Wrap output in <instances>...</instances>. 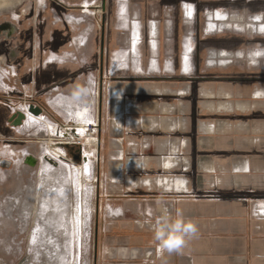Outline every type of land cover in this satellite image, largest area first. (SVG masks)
Instances as JSON below:
<instances>
[{
  "label": "crops",
  "instance_id": "1",
  "mask_svg": "<svg viewBox=\"0 0 264 264\" xmlns=\"http://www.w3.org/2000/svg\"><path fill=\"white\" fill-rule=\"evenodd\" d=\"M241 1L238 12L258 31L240 38L225 30L216 44L247 45L250 54L264 49V0ZM206 2L169 0L145 8L151 17L140 58L158 61L159 71L151 73L149 65L154 80L123 87L125 108L123 92L113 93L114 132L108 120L103 133L118 140L122 152L112 145L97 151L98 164L107 166L95 196L99 264H264V216H256L264 210V74L202 82L183 73V28ZM210 2L216 3L212 17L223 18L237 1ZM212 21L207 14L206 30ZM59 91L65 96L66 87ZM176 182L186 190L176 192ZM165 213L198 225L197 237L179 252L161 250L153 239Z\"/></svg>",
  "mask_w": 264,
  "mask_h": 264
},
{
  "label": "rangeland",
  "instance_id": "2",
  "mask_svg": "<svg viewBox=\"0 0 264 264\" xmlns=\"http://www.w3.org/2000/svg\"><path fill=\"white\" fill-rule=\"evenodd\" d=\"M120 1L121 7H119V0L111 1L112 5L108 11L106 36L109 51L103 69L102 85H100L99 15L95 17L97 19L89 17V25L81 28H71L67 25L56 26L53 24L55 18L59 16L60 19L66 20L69 13L59 9L54 0H0V25L10 23L15 28L12 37H9L7 33L3 35L0 33V100L2 101L0 105V264H94L96 199L92 207V217H82L76 212L78 194L81 192V195H85L86 190L91 185L93 186L92 179L90 183H87L86 177L82 180L78 173L80 171L78 166L83 165L82 158L79 163L73 151L66 152L64 148L59 147L61 139L58 130L54 132L43 124L32 125V123L23 130L11 129L6 123V118L14 113V110L26 108L27 104L29 105L33 100L43 108L48 104L47 107L52 109L51 114L45 107L48 114L44 112L43 115L46 121L54 125L82 124L88 120L98 126L99 115H101V147L104 149L106 146H113L115 138L112 136L108 140L103 133L108 120L114 132L116 100L113 93L116 90L123 92L121 103L125 108L124 99L129 96L124 94L123 87L132 83L152 81L156 76L148 73L149 65L150 72L154 73L151 70L153 60L150 63L140 58L141 46L147 41L145 25L151 17L150 12L145 8L150 9L155 3L169 2V0ZM236 1L238 5L242 4L241 0ZM214 5L216 3H211L210 0L199 5L198 19L188 20L189 24L183 28L181 59L183 73L186 76L202 78V82H209L213 77L219 80L240 81L262 76L264 74L262 50L246 56L249 54L247 45L227 49L225 45L216 44L218 43L217 37H225L226 33L206 30L204 22L207 14L210 15L211 20L213 19L214 12L211 9ZM112 7L114 8L113 13L110 12ZM201 8L204 10L201 11ZM237 10V8L233 10L231 17L234 21L246 24L242 12ZM89 28L91 41L87 53L85 50L70 49L72 38L78 34H88ZM135 28L142 35L136 48L133 47L132 41ZM229 31L231 36L240 38H248L244 31L251 32L248 29ZM67 34L70 38L66 53L72 52L78 58L74 65H70L71 70L75 67L76 70L79 69L73 76L76 79L75 82L83 87L85 78H90L91 90L85 102L75 105L69 102L70 108H61L58 115L53 112V109L60 111L57 104L59 96L55 97L50 87L54 86V81L57 82L56 79L52 81V74L55 75L57 72L55 71L56 66L50 65L49 61L53 56H58L54 53L52 44H55V40L60 36L64 37L61 38L62 40H65ZM188 40H191L193 44V51L190 53V68L184 63ZM59 44L64 45L65 41ZM223 50L232 55L244 53L246 57L234 59L232 63L223 66H208L209 55L221 53ZM84 53L90 67L88 63H84ZM42 64L48 65V68L47 70L40 69L41 73H39L37 69ZM155 65L159 70L158 61ZM167 70L170 71V65ZM84 74L86 77L79 78ZM68 85L62 94L69 99L76 88L71 90L74 86ZM100 102L101 108L99 107ZM80 105L88 108V115L84 117L85 119L74 117L72 114L74 110L76 113L79 112L77 106ZM62 110H65L64 113ZM123 114H128V110L125 109ZM95 129L98 135V127ZM90 150H93V147ZM63 155L69 163L62 159ZM30 158L34 160L42 158L41 160L45 161L47 166L58 170V174L47 173V169H44L45 173H43L42 161L37 160L33 165L28 163ZM53 161L56 163L54 164ZM93 165L100 184L107 174V166L102 162L98 164L96 154ZM110 173L115 174L111 171ZM97 264H99L98 260Z\"/></svg>",
  "mask_w": 264,
  "mask_h": 264
},
{
  "label": "flooded vegetation",
  "instance_id": "3",
  "mask_svg": "<svg viewBox=\"0 0 264 264\" xmlns=\"http://www.w3.org/2000/svg\"><path fill=\"white\" fill-rule=\"evenodd\" d=\"M111 1L113 2V0H54L56 6L69 13L67 14L68 15V18L66 20H62L59 18V16H57L54 20V25L56 26H59V25H67L71 28H81V27H84V26H87L89 25V17H93L94 19H97L95 18L96 16L99 15V18H100V38H99V69H100V72H101V65H102V68L104 69L105 68V61H106V56H107V53L109 51V46H108V42H107V36H106V26H107V17H108V11H109V8L110 6L112 5ZM236 1V0H235ZM97 2H99V4H96ZM121 1L119 0V7H121ZM239 2V1H238ZM235 7L231 6L232 8V11L235 9V8H239L241 7L240 5H238V3H234L233 4ZM114 8L112 7L110 9V12L113 13V10ZM238 11V10H237ZM59 13V11L57 12ZM81 14V15H80ZM92 21V20H91ZM67 23V24H66ZM104 26L105 28V35H104V43H103V51H102V27ZM15 31V28L12 26V24L10 23H3L0 25V33L3 35L5 33L8 34L9 37H12L13 36V33ZM90 28H89V32L88 34H83V35H77L75 36V38H72V41L70 42V46H69V34H67V36L65 35V40H62L64 37L60 36V37H57V39L55 40V44H52V48L54 49V53H56L58 56H53V58L50 59L49 63L50 65H54L56 66V69L55 71L57 72L55 75L52 74V81H54V79L57 80L54 81L53 85L54 86H50L52 87L51 88V91L53 92L54 96L57 97V96H61L59 94V90L61 88H65V87H68L69 85L68 84H72V83H75L77 84L75 81L76 79L73 77L75 74V71H79L76 70V67L71 70V66L70 65H74L75 64V61L78 60L77 56L74 54V53H66V51H68V47H70V49H74V50H85V52L87 53V50L89 49V44H90V41H91V36H90ZM62 38V39H61ZM65 41V44L67 45H58L59 42H63ZM262 50V58H264V49H260ZM252 53L250 54H247L246 56L248 55H251ZM84 63H88L87 65L90 67V64L88 62V58H85V53H84ZM48 68V65H43L40 67H38V71L39 73H41V70H47ZM41 69V70H40ZM70 71V72H69ZM101 75V73H100ZM86 77V74H84L83 76H79V78H82V77ZM59 77L61 79H59ZM63 77V78H62ZM89 81V79H86L85 78V83L83 85H87V82ZM100 85H102V81H101V78H100ZM99 85V87H100ZM77 86H79V83L77 84ZM61 87V88H60ZM101 90V88H100ZM2 104V101L0 100V105ZM35 106V107H39L43 110V114L45 112V114H48L50 112L51 114V109L47 107V105L45 106L47 109V112L45 111V107H41L40 104L33 100L32 103H29V106L27 104L28 107L30 106ZM27 106L26 108H22V111L21 112H24L25 113L27 112ZM0 113H1V110H0ZM15 114L12 113L9 117L6 118L7 120V125L10 126V128H15L13 126V123L15 122V120H11L12 116ZM42 114V115H43ZM49 114V115H50ZM20 128V127H19Z\"/></svg>",
  "mask_w": 264,
  "mask_h": 264
},
{
  "label": "bare ground",
  "instance_id": "4",
  "mask_svg": "<svg viewBox=\"0 0 264 264\" xmlns=\"http://www.w3.org/2000/svg\"><path fill=\"white\" fill-rule=\"evenodd\" d=\"M221 13V12H220ZM259 15V14H258ZM213 18V21L212 22H210V24H209V26H208V28H207V30H208V32H214V33H222V32H224L225 30H236V31H244V29H248V30H250L251 32H253V33H255V32H257L258 31V29H259V27L256 25V24H254V23H246V24H244V23H241L240 21H234V19L231 17V16H228L227 18H214V17H212ZM126 21V20H125ZM189 24V23H188ZM179 34H177V36H178ZM142 35H141V33L139 32V30L138 29H136L135 28V30H134V33H133V35H132V41H133V47L134 48H136L137 47V43H138V41H139V39H140V37H141ZM185 49H186V51H185V57H184V60H185V65H188L189 66V68H190V65L189 64H191V57H190V53H191V51H193V44H192V41L190 40H188L187 42H186V47H185ZM238 58H245L244 57V55H243V53H239V54H236V55H232V54H229L227 51H224L223 50V52H221V53H213V54H211V55H209V57H208V62H207V64H208V66H213V65H227V64H230V63H232L233 62V60L234 59H238ZM252 61H255L254 59H252ZM157 61H155V60H153L152 61V64H151V70L153 71V72H158L159 70H157L158 68L156 67V65H155V63H156ZM69 99L67 98V97H65V96H59L58 97V101H60V106H61V108H64V109H68V108H70V105H69V101H68ZM29 106V105H28ZM27 106V107H28ZM24 109H25V107H24ZM77 110L79 111V112H75V110L74 111H72V114H74V117H78V118H81V119H85L84 117L86 116V115H88V108L87 107H85L84 105L83 106H77ZM22 111V110H21ZM14 112L15 113H18V112H20V110H14ZM24 114H25V116H26V118H25V120H24V125H25V127H28V126H30L31 125V123H32V125H36V124H43V125H45V126H47V127H49V128H51L54 132H55V125L54 124H52V123H50L48 120L46 121V119H45V117H44V115H41V116H39V117H35V116H33V115H31L29 112H26L25 113V111H24ZM98 121H99V119H98ZM89 123H90V121H89ZM89 123H86V121H85V123L84 122H82V124H86V125H80V128H83V129H85L86 127H87V124H89ZM99 123V122H98ZM51 124V125H50ZM23 125V126H24ZM22 126V127H23ZM95 126H97V125H95ZM19 127H15L14 129H18ZM31 128V127H30ZM97 141H98V137H97V139L96 138H94V140H93V142H92V144H93V150H90L89 151V153H86V157L88 158V160L87 159H85L84 160V163H86L87 162V167L89 168V170L91 169V164H92V158H91V156L93 155V154H95L96 153V156H97V151H98V153H99V147L97 146ZM60 152H62V151H60ZM49 154V153H48ZM57 155V154H56ZM64 156V155H63ZM31 159V158H30ZM29 159V160H30ZM42 158H39V159H37L38 160V162H40V161H42L41 160ZM31 161V160H30ZM99 162V161H98ZM42 163H43V169H42V171H43V173H45V170L44 169H47V173H52L53 175H57L58 174V170H56L55 168H52V167H49V166H47L46 164L47 163H45V161H42ZM53 163L55 164L56 162H54L53 161ZM84 163H83V165L82 166H78V168L80 169V171H78V173H79V175L81 176V178H82V180H83V178L84 177H86L85 176V174H84V169H85V167H84ZM34 172V171H33ZM66 180V179H65ZM81 180V179H80ZM67 182V181H66ZM71 183V182H70ZM72 183H74V182H72ZM75 185H76V182H75ZM83 185V184H82ZM67 187V186H66ZM75 188V187H74ZM68 189V188H67ZM85 189V188H84ZM82 191H84V190H82ZM83 193V192H82ZM59 195V194H58ZM81 196H83V195H81ZM60 198V197H59ZM54 204H55V202H54ZM59 204V203H58ZM48 208V207H47ZM84 208V207H83ZM62 209V208H61ZM51 214V213H50ZM47 215H49V214H47ZM59 215V214H58ZM73 224H75L74 222H73ZM81 225L83 226V222L81 221ZM40 240H42V239H40Z\"/></svg>",
  "mask_w": 264,
  "mask_h": 264
},
{
  "label": "built area",
  "instance_id": "5",
  "mask_svg": "<svg viewBox=\"0 0 264 264\" xmlns=\"http://www.w3.org/2000/svg\"><path fill=\"white\" fill-rule=\"evenodd\" d=\"M244 23V22H243ZM27 112L29 110V107H27ZM121 118H119L120 120ZM71 122V121H70ZM99 122V121H98ZM85 123V122H84ZM86 123H89L88 120H86ZM54 124V123H52ZM80 125H86V124H74V125H66V126H59V124H55V129L59 131V136L61 139L60 142V148H64L66 152H68L69 148L74 149L75 153L74 155L78 157L79 163H81V158H82V163H84V160L88 158L85 156L86 153H89L91 147L93 146L92 142L97 135L96 132V127L97 124H92L90 122L87 124V127L85 129L80 128ZM99 125V123H98ZM113 146L116 149V152H118L119 155H121L122 152V147L121 143L118 140L113 141ZM97 146H98V141H97ZM87 150V151H86ZM66 155V153H64ZM96 154V153H95ZM91 156L92 158V164H91V169L87 167V162L84 163V174L86 176V181L87 183L91 182V179L93 180V186L89 189L86 190L85 195L81 196V192L78 194V206H77V214L79 216H88L92 217L93 212H92V207L94 206V199L97 194V186L99 183V178L98 175L95 172V168L93 165V159L94 155ZM32 159V158H31ZM64 161L69 163L67 159L63 156L62 158ZM37 161V160H35ZM50 162V160H48ZM29 164H32L30 161L28 162ZM174 190L178 193L184 192L186 189L183 185H181L179 182H176L174 184ZM80 191V190H79ZM84 207V208H83ZM256 216H264V210L263 209H258L256 211Z\"/></svg>",
  "mask_w": 264,
  "mask_h": 264
},
{
  "label": "clouds",
  "instance_id": "6",
  "mask_svg": "<svg viewBox=\"0 0 264 264\" xmlns=\"http://www.w3.org/2000/svg\"><path fill=\"white\" fill-rule=\"evenodd\" d=\"M89 94L90 86H77L69 98V102L73 105L85 102ZM153 231V239L161 250L171 253L181 251L191 239L197 237L199 229L195 222L186 221L179 214L177 218L173 219L165 213L156 221Z\"/></svg>",
  "mask_w": 264,
  "mask_h": 264
},
{
  "label": "water",
  "instance_id": "7",
  "mask_svg": "<svg viewBox=\"0 0 264 264\" xmlns=\"http://www.w3.org/2000/svg\"><path fill=\"white\" fill-rule=\"evenodd\" d=\"M104 35H105V28L104 26L102 27V51H103V43H104ZM101 75H100V78H101V81L103 79V68H102V65H101ZM101 101V100H100ZM99 107L101 108V102L99 104ZM28 112L35 116V117H39L43 114V110L39 107H35V106H30L29 107V110ZM101 115H99V125H98V147H99V150L101 148ZM26 116L24 114V112H18V113H15L11 120H15V122L13 123V126L14 127H22L24 125V120H25ZM76 159H78V157H75ZM31 160V161H30ZM29 161L34 165L36 163V161L34 159H30ZM98 208H99V195H97V213H96V221H95V239H94V264H97V256H98V226H99V223H98Z\"/></svg>",
  "mask_w": 264,
  "mask_h": 264
},
{
  "label": "trees",
  "instance_id": "8",
  "mask_svg": "<svg viewBox=\"0 0 264 264\" xmlns=\"http://www.w3.org/2000/svg\"><path fill=\"white\" fill-rule=\"evenodd\" d=\"M68 150H72V151H73V155H74V153H75L74 149H72V148H69ZM76 157H77V156H76Z\"/></svg>",
  "mask_w": 264,
  "mask_h": 264
}]
</instances>
